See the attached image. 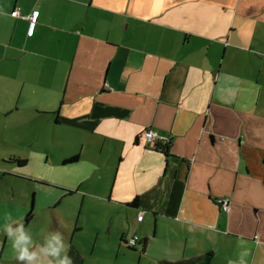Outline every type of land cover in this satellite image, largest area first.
<instances>
[{
	"label": "crops",
	"instance_id": "0c3cea01",
	"mask_svg": "<svg viewBox=\"0 0 264 264\" xmlns=\"http://www.w3.org/2000/svg\"><path fill=\"white\" fill-rule=\"evenodd\" d=\"M14 10L39 11L32 36ZM6 212L73 264H264V0H0V258L20 264Z\"/></svg>",
	"mask_w": 264,
	"mask_h": 264
},
{
	"label": "clouds",
	"instance_id": "9594fccd",
	"mask_svg": "<svg viewBox=\"0 0 264 264\" xmlns=\"http://www.w3.org/2000/svg\"><path fill=\"white\" fill-rule=\"evenodd\" d=\"M3 220V231L11 241L15 259L20 264H73L71 257L67 255L70 246L60 232L43 234V244L34 248L32 235L25 229L22 217H14L6 212ZM245 243L241 237L238 246L244 248ZM248 254L247 249L240 253L239 264H246L245 257Z\"/></svg>",
	"mask_w": 264,
	"mask_h": 264
},
{
	"label": "rangeland",
	"instance_id": "374dc122",
	"mask_svg": "<svg viewBox=\"0 0 264 264\" xmlns=\"http://www.w3.org/2000/svg\"><path fill=\"white\" fill-rule=\"evenodd\" d=\"M41 124V123H40ZM48 142V137H47V134L46 133H42L40 135V138H39V146L40 147H43V146H46V143ZM61 208L64 209V206H61ZM40 217L41 214H39ZM39 219V218H38ZM44 219L40 218L37 222V224H35V230H39L41 228H43V225L45 224L44 222ZM43 223V224H42ZM59 223L62 224V227L66 228V217L65 218H62V219H59ZM90 227H102V223H101V219L96 215H93L92 218H91V222L89 223ZM90 227L86 228L83 233H82V236L84 235L85 238H92V232L90 230ZM55 229V228H54ZM55 231V230H54ZM66 241V240H65ZM114 239H113V243H114ZM99 244L103 245V242H99ZM1 259V258H0ZM4 260V259H3ZM2 261V260H1ZM86 264H119L118 262H115V259L113 258V256L111 255V252L109 251H100V250H97L95 252V254L92 256V257H89L86 261Z\"/></svg>",
	"mask_w": 264,
	"mask_h": 264
},
{
	"label": "built area",
	"instance_id": "2783aa9c",
	"mask_svg": "<svg viewBox=\"0 0 264 264\" xmlns=\"http://www.w3.org/2000/svg\"><path fill=\"white\" fill-rule=\"evenodd\" d=\"M12 17H19L22 19H26L28 21V28H27V34L28 36H32L33 32H34V28L39 16V11L38 10H33L30 14L28 15H22L20 13L19 10H14L11 12L10 14ZM144 137L148 140V141H152L155 140L157 138V133L153 130H147L144 132ZM218 204L220 205V207L222 208V210L224 212H229L230 210V201L228 198H221L218 200ZM138 219L141 220L142 219V215L140 214L138 216ZM137 242V237L133 236L132 238H130L128 240V245L130 246H134Z\"/></svg>",
	"mask_w": 264,
	"mask_h": 264
},
{
	"label": "trees",
	"instance_id": "16d2710c",
	"mask_svg": "<svg viewBox=\"0 0 264 264\" xmlns=\"http://www.w3.org/2000/svg\"><path fill=\"white\" fill-rule=\"evenodd\" d=\"M156 148H158V149H161L163 152H164V154H168V152H169V146H168V144H157L156 145ZM75 160V158H73V159H70V160H67V161H65V163L66 162H71V161H74ZM17 163H24V160H21V159H19V160H15ZM138 199H139V197L137 196L135 199H134V203L135 202H137L138 201ZM142 215V214H141ZM133 236H136L137 237V242H136V244L134 245V246H130V245H128V240L130 239V238H132ZM140 243V239H139V237L137 236V235H132L131 237H129L127 240H126V244H127V246L130 248V249H135L136 247H137V245ZM200 259H202L201 257H198V258H195V259H192V260H184V261H178V262H176L175 264H193V263H196V262H198ZM204 259H206V263L209 261V255H206L205 257H204ZM0 264H5V263H3L2 261H1V259H0Z\"/></svg>",
	"mask_w": 264,
	"mask_h": 264
}]
</instances>
